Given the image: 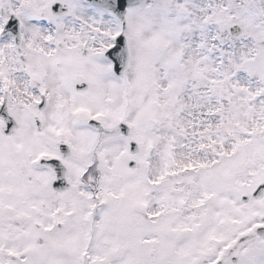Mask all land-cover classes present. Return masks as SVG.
I'll use <instances>...</instances> for the list:
<instances>
[{
	"label": "snow or ice",
	"instance_id": "obj_1",
	"mask_svg": "<svg viewBox=\"0 0 264 264\" xmlns=\"http://www.w3.org/2000/svg\"><path fill=\"white\" fill-rule=\"evenodd\" d=\"M0 264H264V0H0Z\"/></svg>",
	"mask_w": 264,
	"mask_h": 264
}]
</instances>
